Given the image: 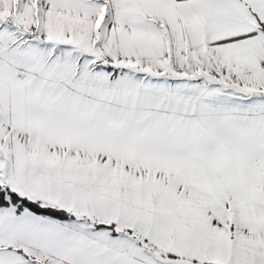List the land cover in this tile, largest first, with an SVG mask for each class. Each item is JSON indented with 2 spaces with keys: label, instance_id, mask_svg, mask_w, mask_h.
<instances>
[{
  "label": "snow or ice",
  "instance_id": "1",
  "mask_svg": "<svg viewBox=\"0 0 264 264\" xmlns=\"http://www.w3.org/2000/svg\"><path fill=\"white\" fill-rule=\"evenodd\" d=\"M0 264H264V0H0Z\"/></svg>",
  "mask_w": 264,
  "mask_h": 264
}]
</instances>
